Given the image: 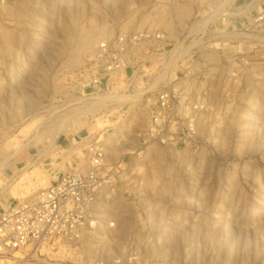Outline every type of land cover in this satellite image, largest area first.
<instances>
[{"label":"rangeland","instance_id":"obj_1","mask_svg":"<svg viewBox=\"0 0 264 264\" xmlns=\"http://www.w3.org/2000/svg\"><path fill=\"white\" fill-rule=\"evenodd\" d=\"M212 1L0 0V210L83 163L88 135L112 183L80 239L27 245L28 264H264V26L241 42L217 22L194 33ZM138 29L167 30L182 52L181 90L198 105L188 138L141 146L148 108L139 86L120 94L129 72L96 99L80 85L97 41Z\"/></svg>","mask_w":264,"mask_h":264},{"label":"built area","instance_id":"obj_2","mask_svg":"<svg viewBox=\"0 0 264 264\" xmlns=\"http://www.w3.org/2000/svg\"><path fill=\"white\" fill-rule=\"evenodd\" d=\"M202 10L203 17L190 25L196 34L217 30V22L222 26L223 38L241 42L240 37L246 35L241 31H257L264 26V0H213ZM240 19L244 20L239 30L232 28L231 24ZM169 36L165 29L121 30L97 41L93 48L95 69L80 83L84 89H96L97 96L86 97L96 99L112 92L101 90L104 83L112 87L128 75L126 90L120 94L140 87L132 95L148 108L147 125L140 138L145 147L167 145L174 137L188 138L195 133L198 105L183 96L178 76L183 56L174 46L165 47ZM257 38L259 35L252 39ZM83 140V163L63 172L49 186L13 199L0 210V264H28L27 257L16 255L27 245L52 239L75 241L95 224L98 200L104 191L111 190L112 183L102 172L107 158L103 141L90 135Z\"/></svg>","mask_w":264,"mask_h":264},{"label":"bare ground","instance_id":"obj_3","mask_svg":"<svg viewBox=\"0 0 264 264\" xmlns=\"http://www.w3.org/2000/svg\"><path fill=\"white\" fill-rule=\"evenodd\" d=\"M97 35V30H96V32H89V34L85 37V43H87V44H89L91 41H93V38L95 37ZM111 97H112V95H110ZM110 96H107L105 99H107V98H111ZM133 97H136V95L135 96H133ZM133 97H125V96H120V98H118L119 99V104L121 105V104H123V103H125L126 101H128L129 99H131V98H133ZM117 98V97H116ZM102 104H104V103H102ZM22 149L20 148V151H21ZM19 151V150H18ZM40 156L42 155V154H39ZM39 156V157H40ZM21 176V174H19L18 176L16 175V177L13 179V181L15 180V181H18L17 179L19 178ZM11 183V182H10ZM13 183V182H12ZM8 185H10V184H8ZM6 188V187H5Z\"/></svg>","mask_w":264,"mask_h":264},{"label":"crops","instance_id":"obj_4","mask_svg":"<svg viewBox=\"0 0 264 264\" xmlns=\"http://www.w3.org/2000/svg\"><path fill=\"white\" fill-rule=\"evenodd\" d=\"M63 172H65V171H61V172H60V171H58V176H59V175H61Z\"/></svg>","mask_w":264,"mask_h":264}]
</instances>
